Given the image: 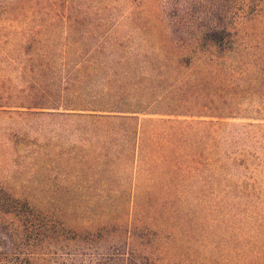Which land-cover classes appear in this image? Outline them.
Masks as SVG:
<instances>
[{
	"label": "rangeland",
	"instance_id": "obj_1",
	"mask_svg": "<svg viewBox=\"0 0 264 264\" xmlns=\"http://www.w3.org/2000/svg\"><path fill=\"white\" fill-rule=\"evenodd\" d=\"M141 4L136 21H130L124 6L120 16L108 19L41 18L0 24L4 29L0 32V187L56 212L73 228L95 226L104 217L112 221L130 217L132 185L140 183L149 190L148 171L139 173V165L121 163V152L123 157L128 152L117 141L109 154L100 150L97 139L103 140V135L88 131V120L71 115L75 112L22 107L43 101L46 94L38 67L42 51L22 48L21 39L49 40L51 51L61 55L66 37L83 44L88 53L94 48L91 36L107 37L120 41L126 52L155 61V69L153 65L142 74L150 78L140 77L141 85L131 91L133 101L149 103L140 108L143 114L134 123L139 131L159 126L146 124L148 119L218 124L192 127L205 135L198 149L201 172L186 182L179 196L187 203L182 209L193 220L191 229H185L194 239L180 237L172 243L166 232L163 244L176 247L182 259L196 253L201 264H264V1L250 7L228 4L232 42L227 46L193 52L183 42L177 47L172 43L168 57L165 50L155 49L168 37L161 23L162 1L155 3V16H150V4ZM79 48L72 46L70 54ZM176 55L183 61L178 69L170 62ZM58 62L54 71L60 73L59 58ZM74 65L68 67L71 74ZM83 72L89 75L88 89L65 86L56 95L58 101L79 104L103 99L105 75L89 65L88 71L75 74L80 77ZM118 80L119 85L126 84L125 79ZM169 101L175 106H167ZM170 113L174 116H164ZM239 199L245 201H235ZM177 226L182 228L180 221Z\"/></svg>",
	"mask_w": 264,
	"mask_h": 264
},
{
	"label": "trees",
	"instance_id": "obj_2",
	"mask_svg": "<svg viewBox=\"0 0 264 264\" xmlns=\"http://www.w3.org/2000/svg\"><path fill=\"white\" fill-rule=\"evenodd\" d=\"M157 1L0 0V24L41 18L65 21H78L86 17L108 19L118 16L124 6L130 21H136L140 18L138 9L141 3L150 4V16H155ZM159 1L165 7L162 9L161 23L170 39L165 36L155 49L165 50L168 57L172 43L177 47L178 42H183V46L193 52L202 48L227 46L232 42L228 4L240 2L242 6L250 7L264 0ZM3 30L0 29V32ZM21 40L22 48L36 47L42 51L38 55L41 59L38 67L42 77L40 84L46 94L43 101L22 107L27 110L75 112L57 114L79 115L88 120V131L103 135V140L97 139V144L102 145L100 150L107 154L117 141L121 149L128 152L126 157L121 152L119 161L126 165L132 162L139 165V173L148 171L152 184L147 186L149 190L140 183L132 185L131 211L126 221H112L104 217L106 220L102 219L97 225L84 228L70 227L63 216L32 205L28 200L16 198L0 187V264H201L196 261V253L190 254L194 259H182L177 248L163 244V240L168 239L164 236L166 232H169L172 243L180 237L183 240L194 239L190 231L185 229L190 228L193 220L189 211L182 209L187 203L179 196L181 189L187 186L186 182L201 172L199 166L202 157L198 149L205 135H198L192 127L218 124L213 121L195 124L171 119H148L146 124L159 126L139 131L134 123L138 120L137 116L143 114L140 108L149 103L147 100L133 101L135 99L131 91L141 85L140 81L137 82L140 77L143 80L147 76L150 78L142 74L145 69H153L155 61L141 53L126 52L120 41L93 35L89 40H92L94 48L88 53L83 44L78 45L79 42L66 37L61 55H56L51 51L49 40L44 43L30 37ZM76 44L81 48L71 55L70 48ZM107 49L111 51L110 54L104 52ZM58 58L61 60L60 73L59 70L54 71L59 63ZM72 62L75 65L71 74L68 67ZM170 62L177 69L183 63L179 55L171 58ZM88 65L96 67L105 75L103 99L79 103L81 105L58 101L56 95L64 91L65 86L88 89V73L83 72L80 77L75 74L84 68L88 71ZM161 67L165 68L164 65ZM118 78L125 79L126 84L119 85ZM122 90L127 91V95ZM75 94L78 96L81 93L76 91ZM167 106H175V103L169 101ZM134 211L135 216L131 215ZM177 221H180L182 228L177 226Z\"/></svg>",
	"mask_w": 264,
	"mask_h": 264
}]
</instances>
